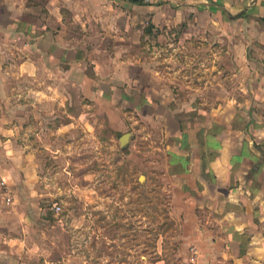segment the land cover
<instances>
[{
    "label": "crops",
    "instance_id": "0c3cea01",
    "mask_svg": "<svg viewBox=\"0 0 264 264\" xmlns=\"http://www.w3.org/2000/svg\"><path fill=\"white\" fill-rule=\"evenodd\" d=\"M190 17L210 21L209 35L222 41L208 47L205 82L223 83L230 103L208 113L203 139L212 151L199 154L195 129L180 120L168 144V170L183 184L187 172L196 182L177 190L182 256L192 255L194 264H264V0H0V264L39 258L37 218L44 207L33 197L40 174L22 141L30 128L25 118L31 114L37 128L39 117L51 113H43V102L64 104L72 85L89 84L101 94L99 85L109 84L113 93L127 73L147 104L151 82L138 84L132 69H151L143 48L152 30ZM241 99L249 102L237 113L232 101ZM194 108L173 113L187 117ZM109 242L111 264L118 263L120 238ZM128 250L130 256L135 247ZM83 262L91 264L88 257Z\"/></svg>",
    "mask_w": 264,
    "mask_h": 264
},
{
    "label": "rangeland",
    "instance_id": "374dc122",
    "mask_svg": "<svg viewBox=\"0 0 264 264\" xmlns=\"http://www.w3.org/2000/svg\"><path fill=\"white\" fill-rule=\"evenodd\" d=\"M209 23L190 17L152 30L143 48L152 56L151 69H132L138 84L151 82L154 96L147 104L145 93L129 84L127 73L113 93L109 84L99 85L101 94L89 84L72 85L64 104L43 102V113H51L39 117L37 128H31V114L25 118L30 128L22 133V141L40 174L33 197L44 207L37 218L39 258L34 264H85L87 257L91 264H111L112 237L120 238L119 261L114 264H178L185 258L175 207L182 194L177 190L196 182L187 172L183 184L168 170V144L175 143L178 121H185L186 130L195 129L190 131L192 142L202 154L208 147L203 139L208 113L212 106L229 102L223 99V83L205 82L208 47L222 45L215 33L209 35ZM245 102L232 101L237 113ZM234 104L225 113L232 112ZM191 106L195 112L187 117L173 113ZM235 122L243 120L236 117ZM53 202L61 206L58 214L50 210Z\"/></svg>",
    "mask_w": 264,
    "mask_h": 264
},
{
    "label": "built area",
    "instance_id": "2783aa9c",
    "mask_svg": "<svg viewBox=\"0 0 264 264\" xmlns=\"http://www.w3.org/2000/svg\"><path fill=\"white\" fill-rule=\"evenodd\" d=\"M139 1H147V0H139ZM50 209L53 210L56 214H58L60 212L61 206L59 203L57 202H53L50 205ZM178 264H194V260L192 255H188L186 256L181 262H179Z\"/></svg>",
    "mask_w": 264,
    "mask_h": 264
},
{
    "label": "trees",
    "instance_id": "16d2710c",
    "mask_svg": "<svg viewBox=\"0 0 264 264\" xmlns=\"http://www.w3.org/2000/svg\"><path fill=\"white\" fill-rule=\"evenodd\" d=\"M257 169H258V165H257Z\"/></svg>",
    "mask_w": 264,
    "mask_h": 264
}]
</instances>
